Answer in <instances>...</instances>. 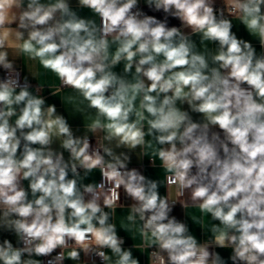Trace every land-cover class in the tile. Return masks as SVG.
<instances>
[{"label":"clouds","instance_id":"obj_1","mask_svg":"<svg viewBox=\"0 0 264 264\" xmlns=\"http://www.w3.org/2000/svg\"><path fill=\"white\" fill-rule=\"evenodd\" d=\"M143 4L163 18L141 0H0V264H264V0ZM22 57L59 84L33 88ZM45 87L72 90L81 134Z\"/></svg>","mask_w":264,"mask_h":264},{"label":"crops","instance_id":"obj_2","mask_svg":"<svg viewBox=\"0 0 264 264\" xmlns=\"http://www.w3.org/2000/svg\"><path fill=\"white\" fill-rule=\"evenodd\" d=\"M72 6L73 8H76V0H71ZM141 3H143V0H141ZM147 8V7H146ZM80 15L88 17L91 15V13L87 10V9H76ZM147 14H150V12L146 11ZM157 18L162 19V13H157L155 15ZM169 24L170 26H179V21L176 19H169ZM234 24L236 25L234 27V31L237 33L238 37L244 38L246 40H251L252 43L256 46L257 51H260L259 48V44L258 41H256L254 38L250 37L248 35V33L246 32V30L244 29L243 25H240L239 22L237 20H234ZM211 47V45H210ZM19 65H20V70H21V75L23 76H28V79L30 81V83L33 85V88H35V86L37 85V83H40L42 85H48L50 87H55L59 84V81L57 80V78L50 72H47L46 70H44L38 62H33V61H29L27 59V57H22V61H18ZM116 71L120 72L122 71V65L118 66L116 69ZM28 72L34 73L36 76V79L32 78ZM0 75H3L2 72H0ZM73 94L72 90L69 88H65L62 90V92L60 93L59 97H52L49 94V90L47 89V87H45V90L43 92V95L45 96L46 100L48 103H54L57 106L58 112H60L61 114L65 115L66 118H68L70 125L73 127V129H77L79 128L81 130L80 133L77 134H81L83 131V122L87 123V119L86 117L83 118L79 116V114L73 112V109L70 105L61 104L60 98L66 95H70ZM185 108H187V106H184ZM193 118L194 119H199V116L197 114H193ZM15 119V118H13ZM147 139V138H146ZM53 147L58 148V145H53ZM136 154L139 155L140 154V149L137 148L136 150ZM65 156L67 157V153H65ZM159 160H157V164H159ZM130 167H139L141 168L143 174H145L146 176H149L150 178H154V179H158L159 177L162 179L164 172L162 169H160L159 167L157 168H153L150 165V161H149V157H144L142 162H139L135 156V154H133L132 156V162L129 165ZM91 179H94L96 181H99V173L98 172H93V175L91 177ZM25 186H27V181L24 182ZM160 192L161 194L164 193V188L161 187L160 188ZM125 203H127V201H125ZM128 209L127 208H123V209H117L116 213H115V217L114 220L117 223V226L119 227L120 221L123 220V218L126 216ZM187 212V214L189 216H200V212L198 208H193V207H189L188 209L185 210ZM173 215H175L178 219L184 220L185 222H187L193 232L194 235H196L198 238H203L201 236V231L198 227V225H193L190 218H188L185 215V212L183 209H181V207L179 205L176 206V208L174 209ZM205 223H210V220L208 217H205ZM118 234L123 237L125 239V247H131L133 244H140V238L139 236H136L135 238H132V234L131 233H126L123 230H118ZM2 238H8L10 240L13 241V243H15V237L11 234L8 233H2L0 234V239ZM222 252L223 255L227 256L228 255V250H220ZM134 255L137 256L140 261L141 264H147V259H146V255L140 253L137 250H134ZM66 264H72L71 261H66Z\"/></svg>","mask_w":264,"mask_h":264},{"label":"built area","instance_id":"obj_3","mask_svg":"<svg viewBox=\"0 0 264 264\" xmlns=\"http://www.w3.org/2000/svg\"><path fill=\"white\" fill-rule=\"evenodd\" d=\"M141 8L146 12L147 11V8H146V6L143 4V3H141ZM148 11L150 12V14L149 15H156L157 13H159V12H152V11H150L149 9H148ZM21 71V70H20ZM94 142V141H93Z\"/></svg>","mask_w":264,"mask_h":264}]
</instances>
